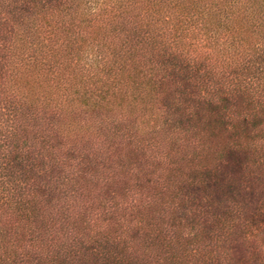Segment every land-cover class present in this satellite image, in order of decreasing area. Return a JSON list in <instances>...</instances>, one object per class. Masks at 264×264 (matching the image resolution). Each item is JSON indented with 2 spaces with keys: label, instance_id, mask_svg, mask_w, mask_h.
<instances>
[{
  "label": "trees",
  "instance_id": "16d2710c",
  "mask_svg": "<svg viewBox=\"0 0 264 264\" xmlns=\"http://www.w3.org/2000/svg\"><path fill=\"white\" fill-rule=\"evenodd\" d=\"M0 264H264V0H0Z\"/></svg>",
  "mask_w": 264,
  "mask_h": 264
}]
</instances>
